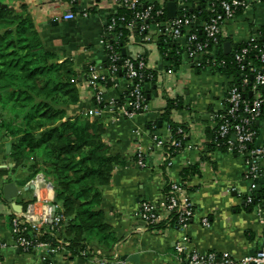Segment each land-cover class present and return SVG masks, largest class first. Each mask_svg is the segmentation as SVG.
I'll list each match as a JSON object with an SVG mask.
<instances>
[{"label": "crops", "instance_id": "crops-1", "mask_svg": "<svg viewBox=\"0 0 264 264\" xmlns=\"http://www.w3.org/2000/svg\"><path fill=\"white\" fill-rule=\"evenodd\" d=\"M142 4H176V14L182 6L197 5L184 0H139ZM250 6L227 21L221 29L223 43L233 45L248 40L260 27H264V0H250ZM34 21L45 45L53 49L61 58H70L79 77V102L72 107L71 113L86 114L94 108L92 91L86 85V67L94 64L103 74H107V58L101 38L112 37L106 32L107 16L116 10L110 0H78L73 19L63 15L72 10L64 0H22ZM208 8V3L204 4ZM88 10L83 16L81 11ZM208 10V9H207ZM176 16V15H175ZM199 23L203 21L198 20ZM111 29V28H108ZM150 40L143 41L131 34L120 54L135 58L144 55L147 67L155 73L154 79H146L144 93L146 110L132 118L117 117L109 102L122 98L126 91V81L122 74L114 75L107 81L104 91L105 107L99 118L105 123L104 142L112 154L118 155L108 184L102 186V208L112 228L116 241L110 251L111 260L106 259L93 247V256L84 258L72 256L61 245L56 253L45 248L22 251L13 246L11 232V209L3 199V186L13 182L17 187L15 204L18 208L34 204L37 213H48L53 203L52 184L43 172L32 174L33 155L24 156V162L16 165L12 157L13 149L9 140L0 138V193L1 202L6 206L0 213V240L11 243L1 250L0 264H119L122 256L133 258L123 260L126 264H184L177 258L176 243H181L186 251L225 252L234 259L254 255L261 246L264 235V205L246 207L244 197L250 189L245 179V165L242 158L218 148H208L211 133L216 127L214 115L224 106V94L230 81L226 75L211 69H193L183 62L172 73H166L169 62L164 60L157 45L158 33H149ZM112 39V38H111ZM183 39L175 41L182 43ZM181 45V44H180ZM124 49V53H122ZM82 78V79H80ZM177 98L180 105L171 110L170 120L182 124L186 140L175 155L164 157L163 148L152 140H165L170 135L169 125L163 113L168 99ZM91 118H98L91 116ZM152 124L153 131L148 130ZM156 127H155V125ZM256 145L264 146V119L258 122ZM136 132L140 133L137 135ZM151 132V133H150ZM10 143L9 151L6 143ZM143 148L145 166L135 162V150ZM169 162L166 166L165 161ZM262 164L264 162L262 161ZM197 166V172L186 179L182 192L191 199L196 213L188 226L177 229L172 224L163 227H142L136 218L140 203L150 201L164 202L167 186L171 180H181L182 172L189 166ZM32 174V175H31ZM42 175L43 179H36ZM259 185H256V189ZM61 209L57 200L55 213ZM207 216L209 226H203L202 217ZM51 219V218H50ZM53 220L44 225L43 230L59 241L64 242L66 231L62 225L55 226ZM101 253V254H100ZM107 260L104 263L99 261Z\"/></svg>", "mask_w": 264, "mask_h": 264}, {"label": "trees", "instance_id": "trees-1", "mask_svg": "<svg viewBox=\"0 0 264 264\" xmlns=\"http://www.w3.org/2000/svg\"><path fill=\"white\" fill-rule=\"evenodd\" d=\"M210 1L184 0L187 4L197 2L191 8L187 6L185 13L205 21L210 12L204 4ZM148 5L157 7L156 3H141V7ZM71 6L72 11H76L75 3ZM116 12L118 15H130L121 6H117ZM240 13L241 10L237 12ZM111 16H107L106 32L113 35L108 37V42L114 43L118 51L131 34L138 37L146 35L147 31L139 32L136 28L129 30L120 22L108 29ZM168 20L164 12L162 16L149 20L148 27L152 28L156 22L166 23ZM135 24L138 25L137 22ZM257 32L259 37L253 42L257 48L247 54L243 71L233 62L232 51L228 54L223 52L222 40L214 56L209 53L210 49L204 55L205 60L213 62V71L232 75L233 82L238 86L241 85L242 77H247L249 83L241 87L246 99L250 98L249 87L254 81V72L249 71V68L264 70V61L258 51L264 42V27H260ZM157 39L162 58L169 62V67L177 69L181 64L183 48L163 31L158 33ZM247 43V40L241 41L234 44L233 48L239 49ZM73 64L70 58H61L45 45L22 0H0V138L4 137L11 142L16 165L23 164L24 156L33 155V176L43 172L51 182L61 204V209L56 213L64 217L61 225L66 231L63 240L67 242L64 245L67 253L91 258L94 247L111 260L110 251L116 239L102 208L101 188L109 183L118 155L112 154L103 140L105 123L101 118L93 119L88 114L71 113L72 107L80 99L78 85L81 76L74 70ZM118 74L121 72L117 71ZM179 105L177 98H169L162 117L168 122L173 139L183 137L175 134L177 127L183 128V145L187 134L185 127L170 120L171 110ZM261 118L264 119V110ZM257 124H254L256 128ZM216 129L217 126L211 133L208 148H218L225 152V146L215 145ZM148 130L153 131L152 124H148ZM178 151L179 147L172 144L163 145V153L167 158ZM196 172L197 166H189L183 170L182 179L186 180ZM257 184L259 186L252 195L253 203L246 207L258 203L264 205V181H257ZM165 225L162 223L158 226ZM53 228L57 230L55 226ZM42 231L41 239L48 241L52 247L58 244L56 238ZM83 251L85 255H82Z\"/></svg>", "mask_w": 264, "mask_h": 264}, {"label": "built area", "instance_id": "built-area-1", "mask_svg": "<svg viewBox=\"0 0 264 264\" xmlns=\"http://www.w3.org/2000/svg\"><path fill=\"white\" fill-rule=\"evenodd\" d=\"M78 0H68L69 5L76 3ZM96 1V0H91ZM117 6H121L129 11L126 14L118 15L116 10L113 11L110 18L108 28H113L116 23H124L129 30L134 28L139 32L147 31L146 35L139 37L143 41L150 40L149 33L163 31L169 35L174 41L183 39L179 46L183 48V62L190 65L193 69H211L213 62L205 60V53L210 52L212 56L215 54L217 45L221 42L222 26L230 20H233L239 10L243 11L250 6V0H211L208 4L210 12L208 18L199 23L196 17L185 13L186 4L182 6L181 13L176 14L168 22H156L152 28L148 27V21L154 17L162 16L165 12L164 6L157 4L141 7L139 0H110ZM186 3V2H185ZM83 16L88 14L87 9L81 11ZM75 13L71 10L67 11L64 19H73ZM138 23L136 25L135 23ZM162 27V28H161ZM258 31V30H257ZM254 33L248 40L247 44L239 49H232V60L240 71L245 69L246 56L251 49L257 48V44L253 43L259 37L258 32ZM108 37L101 38L103 48L106 53L107 74H103L99 67L94 64L87 65L86 85L92 91V100L94 108L86 111L89 116L100 117L105 107L104 91L107 81L121 72L127 83L126 91L122 96L121 102L119 98L109 102L112 106L111 111L117 116H125L132 118L138 113L146 110V97L144 93V82L146 79H154L153 71L146 64L144 55L135 58L122 57L120 51L114 43L108 42ZM181 44V45H180ZM260 58L264 61V42L259 47ZM181 55V56H182ZM205 60V61H204ZM182 61V60H181ZM254 72V81L249 87L250 98H245L243 86H247L248 79L243 76L241 85L238 86L233 82L232 75L227 76L230 80L225 89L224 106L221 111L214 115L216 120L215 145L225 146L227 152L235 154L242 158L245 165L244 177L250 182V189L245 198V205L253 203V193L256 189L257 181L264 177V146L256 145L255 140L258 130L254 124L262 120L264 110V70L262 68H249ZM173 69L168 67L166 73H172ZM170 131V129H169ZM137 135L140 133L136 132ZM176 135H183L178 139L172 138V133L165 140L157 139L152 136L156 146L163 148L164 144H172L175 147L182 146L184 139V130L177 127ZM219 139L222 141L219 142ZM166 157V156H164ZM170 157V156H169ZM135 162L138 166H145V157L142 146L138 145L135 150ZM169 166L168 160L165 161ZM36 179H43L42 175H36ZM186 180H171L168 183L166 196L162 204H156L150 201H142L136 218L140 221L142 227H156L162 223L172 224L177 229H184L192 220L195 211L194 203L182 193L186 186ZM11 209V232L13 235V246L22 251H30L35 248H45L47 252L56 253L61 249L62 241L56 246H51L48 241L41 239L43 227L48 220L52 218L55 226L61 225L64 217L60 213H54L52 217L51 211L48 213H37L34 210V204H26L23 208L18 204L7 203ZM256 205H260L259 203ZM5 205L0 200V213L4 211ZM171 221L172 223H169ZM200 222L203 226H209L210 222L207 216L202 217ZM11 243L0 240V257L1 250L8 247ZM61 244V245H60ZM175 252L180 262L184 264H264V235L261 237V246L254 255L245 256L240 259H234L225 252H199L196 250L186 251L181 243H176ZM85 251L82 255H85ZM107 260H100V263ZM119 264H126L123 260L118 261ZM41 264H48L45 259Z\"/></svg>", "mask_w": 264, "mask_h": 264}, {"label": "water", "instance_id": "water-1", "mask_svg": "<svg viewBox=\"0 0 264 264\" xmlns=\"http://www.w3.org/2000/svg\"><path fill=\"white\" fill-rule=\"evenodd\" d=\"M176 15V4L174 2H167L166 3V16L168 19L174 18ZM223 52L225 54H228L230 52V43L228 41L223 43ZM122 53H124V49H122ZM10 149V143H6V150L9 151ZM260 183L264 181V177L260 178L258 180ZM17 196V187L13 182L5 183L3 186V199L7 203H13L15 204V198ZM57 201L56 193H53V205H52V217L55 213V203ZM52 222V218L49 219V223ZM125 255L121 257V260H126ZM133 258L129 257L127 260L131 261Z\"/></svg>", "mask_w": 264, "mask_h": 264}, {"label": "rangeland", "instance_id": "rangeland-1", "mask_svg": "<svg viewBox=\"0 0 264 264\" xmlns=\"http://www.w3.org/2000/svg\"><path fill=\"white\" fill-rule=\"evenodd\" d=\"M42 153V152H41ZM41 153H40V155H41Z\"/></svg>", "mask_w": 264, "mask_h": 264}]
</instances>
